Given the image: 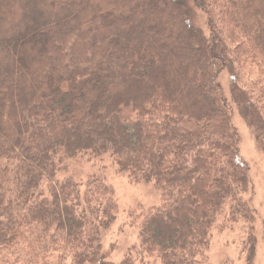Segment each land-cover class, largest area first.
<instances>
[{"label": "trees", "instance_id": "1", "mask_svg": "<svg viewBox=\"0 0 264 264\" xmlns=\"http://www.w3.org/2000/svg\"><path fill=\"white\" fill-rule=\"evenodd\" d=\"M194 11L209 35L192 26ZM224 71L264 153V0H0L4 264H115L102 243L113 189L94 175L84 190L58 178L78 156H108L161 193L139 232L160 264H202L221 217L252 224ZM256 252L251 226L246 264Z\"/></svg>", "mask_w": 264, "mask_h": 264}, {"label": "rangeland", "instance_id": "2", "mask_svg": "<svg viewBox=\"0 0 264 264\" xmlns=\"http://www.w3.org/2000/svg\"><path fill=\"white\" fill-rule=\"evenodd\" d=\"M193 14L192 26L203 29L206 35H209L206 16L197 11ZM256 79V72L252 68L247 70L242 82L251 86ZM219 80L231 101L228 72L224 71ZM73 85L72 81H65L62 92L72 95L75 92ZM232 106L233 125L240 137V154L250 169V184L248 191L244 192L242 197L248 201L253 210L254 219L252 224L243 220L229 223L226 221V216L221 217L212 231L207 259L202 264H246L245 252L251 226L257 241L254 264H264V153L257 145L252 128L233 103ZM91 175L101 178L113 189L117 204L114 223L108 230L102 232V243L107 260L118 264L129 256L134 264H160L156 258L147 256L141 250L139 232L143 214L160 205L161 193L152 184L133 182L127 174L120 173L108 156L98 160H91L86 156L71 159L66 162V170L58 178L64 180L73 177L84 190L86 181ZM4 258L5 255L0 254V264L9 260L8 257ZM68 262L69 260L65 264ZM51 264L56 262L53 261Z\"/></svg>", "mask_w": 264, "mask_h": 264}]
</instances>
